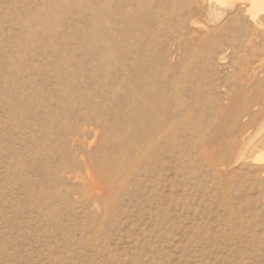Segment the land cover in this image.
Instances as JSON below:
<instances>
[{
    "label": "rangeland",
    "instance_id": "374dc122",
    "mask_svg": "<svg viewBox=\"0 0 264 264\" xmlns=\"http://www.w3.org/2000/svg\"><path fill=\"white\" fill-rule=\"evenodd\" d=\"M117 1L0 0V264H264V171L218 158L264 39Z\"/></svg>",
    "mask_w": 264,
    "mask_h": 264
},
{
    "label": "bare ground",
    "instance_id": "6f19581e",
    "mask_svg": "<svg viewBox=\"0 0 264 264\" xmlns=\"http://www.w3.org/2000/svg\"><path fill=\"white\" fill-rule=\"evenodd\" d=\"M115 1H117V0H115ZM142 1H144V0H142ZM199 1L201 4L200 5L201 6L200 11L202 12V14L205 16H211L212 18L214 17V20H212L211 24H213V25L215 24L217 26H215L216 28L214 30L211 29V31L213 30L212 32L215 35H217V37H223V39H224V37L227 36L231 32H240L244 35V37H243V35H241V37H243L242 40H238L237 36L234 34L232 35L233 36L232 40H230V41L229 40H227V41L223 40L224 43L227 42L230 49H232V48L237 49V48L241 47L242 45L251 44L254 40H257V42H259V40L264 39V16L260 17V14L264 12V0H199ZM112 2H110V4ZM148 3L150 4L149 1H148ZM137 4H139V3H137ZM129 6H130V4H129ZM147 6H149V5H147ZM124 7H126V4ZM149 8H151V7H149ZM119 9H120V7H119ZM121 9H122V7H121ZM127 9H129V7ZM140 9H141V7H140ZM129 10H131V7ZM145 11H147V10H145ZM123 12H124V10H123ZM113 15H114V13H113ZM211 17H208V18H211ZM122 18H123V16H122ZM126 20H127V18H126ZM112 21H113V19H112ZM119 26L120 25H118V28H119ZM129 28H130V26H129ZM126 31H127V29H126ZM110 32H112V31L110 30L109 33ZM210 33H209V35H210ZM240 33H239V35H240ZM128 35H129V33H128ZM201 39H203V38H201ZM229 39H231V38H229ZM127 40H128V38H127ZM117 42H118V40H117ZM221 42H222V40H221ZM257 42H255V43H257ZM114 43H115V41H114ZM253 44L254 43H252V45ZM257 45L259 46V43ZM252 47L256 48L255 46H252ZM225 49L227 51L226 46H225ZM254 53H255V51H254ZM219 59L223 60L225 58H224V56H221V57H219ZM254 64H256V65H254ZM250 66L254 69V77L255 78L264 74V59H262V60L257 59L255 61V63L251 64ZM172 97L173 96L171 94L166 95L163 92L159 97L158 104L163 105L166 102L172 100ZM159 105H158V107H159ZM231 119H232V125L230 126V129L225 128L223 131L220 132L219 137H218V135L216 136V138L218 137V139L222 138V139H226V140H228L229 138L232 137V141L227 142L226 144H224L223 147L220 148V150L218 152V158H220L223 161L231 162L235 165L239 164L240 162H243L246 165L256 164L257 166L254 167V169L257 170L258 172H263L264 171V140H262L258 144L259 145L258 147H261L263 149V150L260 149V151L262 150L261 154L259 153L260 152L259 151L257 153L258 155L256 154L257 155L256 158H248L246 156L247 149L245 147L246 139L241 140V138L244 135V133L249 128H251L252 126L254 127V126L260 124L261 122L264 123V85L258 86L257 89H255V93L251 99L246 100V101L243 99H240V101L238 102L237 108H235L231 112ZM156 122H157L156 125H154L152 127L153 129L150 128L151 129L150 135H152V134L155 135L158 131L161 132L162 130L165 129V124L163 121L160 120V121H156ZM263 126H264V124H263ZM147 140L152 141L154 139L153 138L151 139V137H149V139H147Z\"/></svg>",
    "mask_w": 264,
    "mask_h": 264
}]
</instances>
